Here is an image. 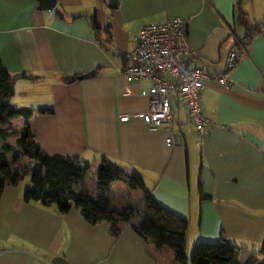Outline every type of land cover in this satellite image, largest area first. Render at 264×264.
I'll list each match as a JSON object with an SVG mask.
<instances>
[{"label": "crops", "instance_id": "crops-1", "mask_svg": "<svg viewBox=\"0 0 264 264\" xmlns=\"http://www.w3.org/2000/svg\"><path fill=\"white\" fill-rule=\"evenodd\" d=\"M36 5V0H0V61L11 76L21 75L12 82L14 93L28 95L9 102L34 109L29 119L11 120L12 132L29 124L47 154L88 162L87 188L95 186V170L103 160L138 173L157 204L188 221L194 246L225 240L242 248L238 264L250 254L259 261L264 242V31L256 28L264 29V0H119L113 9L104 0H56L52 10ZM175 16L188 20L192 65L213 72L235 46L240 58L228 73V86L208 80L201 90L202 113L213 124L202 137L172 96L179 143L169 147L162 126L137 118L120 121L122 115L147 109L149 98L139 92H150L154 85L127 78L122 54L133 49L143 25ZM90 70L93 76L76 78ZM68 75L75 76L70 83L64 81ZM45 105L52 114H38L36 107ZM19 118L20 126L14 127ZM15 139L12 134L5 142L14 145ZM26 162L21 160L18 169ZM30 186L29 179L2 190L0 264H55V257L69 264H163L157 254L144 251L135 223L121 224L115 236L109 222L90 223L75 205L61 213L52 204L24 201ZM102 194L132 207L144 196L122 182Z\"/></svg>", "mask_w": 264, "mask_h": 264}, {"label": "trees", "instance_id": "trees-1", "mask_svg": "<svg viewBox=\"0 0 264 264\" xmlns=\"http://www.w3.org/2000/svg\"><path fill=\"white\" fill-rule=\"evenodd\" d=\"M91 25L98 34L94 21ZM256 30L264 31L260 27ZM13 94L12 76L0 61V196L4 186L16 185L22 179V169L29 168L31 186L23 194L26 202L52 204L61 213L75 205L90 223L109 222L115 236L121 224L135 223L134 230L144 241V251L157 254L163 264H238V252L242 248L225 240L197 243L188 259L185 253L188 221L157 204L145 191L138 173L122 170L103 160L95 170V186L87 188L83 181L91 174L88 162L47 154L35 142L29 124H24L17 133L12 132L13 118L29 119L34 111L33 108L11 104L9 99ZM36 110L42 115L53 113L52 108ZM12 134L16 135L14 145L5 142V138ZM25 158V166L15 170ZM114 182L143 191V207L141 204L132 207L123 199L103 195ZM257 252L261 255L259 261L256 262L250 254L243 264H264V242Z\"/></svg>", "mask_w": 264, "mask_h": 264}, {"label": "built area", "instance_id": "built-area-1", "mask_svg": "<svg viewBox=\"0 0 264 264\" xmlns=\"http://www.w3.org/2000/svg\"><path fill=\"white\" fill-rule=\"evenodd\" d=\"M186 18L175 16L160 23L143 25L135 35V46L122 54L123 74L129 79H148L154 85L150 92L140 90L141 95L149 98L145 111L122 115L120 121L130 118L147 121L154 126H162L164 142L172 147L179 143L174 133V114L172 96L184 105L189 120L194 124L199 137H202L212 123L203 115L200 93L205 82L215 80L222 86L231 81L228 73L238 64L240 55L237 48L228 51L222 67L213 72L201 66L192 65L193 54L187 36ZM236 43L242 48L240 40Z\"/></svg>", "mask_w": 264, "mask_h": 264}, {"label": "water", "instance_id": "water-1", "mask_svg": "<svg viewBox=\"0 0 264 264\" xmlns=\"http://www.w3.org/2000/svg\"><path fill=\"white\" fill-rule=\"evenodd\" d=\"M37 5L36 8L39 10H52L56 4V0H36ZM107 7L113 9L118 6L119 0H104ZM95 74L94 70H90L86 73H83L81 75H78L77 79H85L93 76ZM20 74H14L12 75V82L15 81L18 77H20ZM75 79L74 75H68L64 77V81L66 83H70ZM55 264H69L68 261H66L63 257H55L52 260Z\"/></svg>", "mask_w": 264, "mask_h": 264}, {"label": "rangeland", "instance_id": "rangeland-1", "mask_svg": "<svg viewBox=\"0 0 264 264\" xmlns=\"http://www.w3.org/2000/svg\"><path fill=\"white\" fill-rule=\"evenodd\" d=\"M29 94V93H28ZM28 96V95H27ZM27 96L26 97H23V96H21L20 94H18V92L16 91L11 97H10V100H21V99H23V98H27ZM50 97V96H49ZM11 103H12V101H10ZM46 107H44V108H50V106L48 107L47 105H45ZM30 107V106H29ZM31 108V107H30ZM36 108H39V107H36ZM35 108V109H36ZM42 108V107H41ZM52 108V107H51ZM37 111V110H36ZM42 116H47V115H42ZM20 120H21V118H19V120H14V122H13V126L14 127H19L20 126ZM14 169H18V167L16 166ZM23 170V176H22V179L20 180V182L22 183V184H25L29 179H30V172H29V168L27 169V168H23L22 169ZM87 181H88V179H87ZM87 183V182H86ZM188 228H189V230H188V233H189V235H187L188 237H187V244H186V255L188 256V259H190L191 258V253H192V250H193V247H194V243H195V241H194V234L192 233V234H190L193 230H192V228L191 227H189V223H188ZM196 232V231H195Z\"/></svg>", "mask_w": 264, "mask_h": 264}]
</instances>
